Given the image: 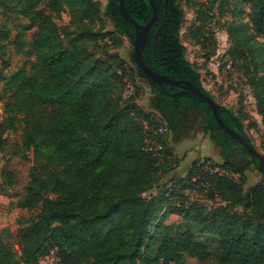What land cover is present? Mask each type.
Listing matches in <instances>:
<instances>
[{
  "label": "trees",
  "instance_id": "16d2710c",
  "mask_svg": "<svg viewBox=\"0 0 264 264\" xmlns=\"http://www.w3.org/2000/svg\"><path fill=\"white\" fill-rule=\"evenodd\" d=\"M216 1L198 8L199 33ZM241 2L250 8L248 24L254 35H247L245 24L236 32L230 29V55L239 71L249 74L257 112L264 118V75L257 76L259 62L264 64V0ZM155 3L158 17L143 50L145 62L207 92L223 120L253 144L244 130L242 110L239 114L219 103L187 58L180 37L184 17L180 0ZM0 6L18 8L36 29L28 52L34 55L30 68L22 66L7 76L6 62L0 70L4 82L0 127L22 129L23 144L34 156L19 204L23 264L39 262L51 249L57 250L63 264H159L161 257L173 264H188L190 258L198 264H264V178L247 193L242 189L245 171L252 164L258 167L259 158L217 124L203 98L170 83L161 86L138 67L134 56L128 70L120 56H113V63L102 57L108 41L103 37L111 34L101 32L103 17L109 16L114 31L134 43L136 28L122 17L119 0H108L104 8L101 0H0ZM125 6L140 24L153 15L150 0H125ZM66 11L70 25L76 27L62 30L57 19ZM27 43L25 28L0 24V58L9 44L22 50ZM196 43L203 42L197 38ZM127 71L151 86L153 111L132 99L122 102ZM191 110L201 113L204 132L220 149L221 166L237 177L209 175L196 159L183 178H167L181 158L170 149L166 134L156 133L162 124L153 114H160L167 123L163 125L176 131L191 117ZM154 141L163 145L160 156L149 149ZM200 181L207 188L198 189ZM191 191L206 198L219 196L220 201L207 207L193 202ZM172 213H194L190 219L201 231L218 236L219 243L196 239L191 224L166 223ZM0 264H19L4 244Z\"/></svg>",
  "mask_w": 264,
  "mask_h": 264
},
{
  "label": "rangeland",
  "instance_id": "374dc122",
  "mask_svg": "<svg viewBox=\"0 0 264 264\" xmlns=\"http://www.w3.org/2000/svg\"><path fill=\"white\" fill-rule=\"evenodd\" d=\"M210 0H180V5L184 8V17L180 30V37L186 46V56L195 68H198L202 75L204 87L215 97V99L234 109L236 112L242 110L245 118L244 130L250 137L253 144L262 154H264V118L257 112L256 99L250 84L249 74L239 71L234 63L230 52L233 49L232 37L230 29L237 31L239 24L247 25V35H254L249 23L250 8L248 4L242 3L241 0H230L228 3L225 0H217L213 8L211 18L208 19L202 27L201 32L198 28L201 26L197 19V10L201 4H205ZM222 1L224 5H219ZM240 1V2H239ZM104 8L108 0H102ZM221 3V4H222ZM206 8V4L205 7ZM243 9L240 16L237 15L238 10ZM71 16L68 11L62 13V17L57 19L62 30L70 25ZM5 23L7 26L14 28H25V38L28 43L25 49L18 50L13 45L6 47L5 57L0 58V70L7 62L4 72L10 76L22 66L30 68L34 55L28 53L31 46V38L35 32L29 18L19 13L18 8L5 10L0 6V24ZM249 25V27H248ZM99 23L95 24L94 29L98 28ZM76 26H71V29ZM115 27L112 19L109 16L103 17L101 32H111L103 38H108L104 43L102 57L107 58L113 63V56H120L124 61L125 68H132V57L134 44L125 36L115 32ZM197 38L203 43H196ZM208 38V41H205ZM259 40L262 38L259 37ZM99 50V48H98ZM217 56L228 58L234 63L233 71L225 72L216 70L212 66V60ZM115 65V63H114ZM254 67H251L253 70ZM257 76L264 75V64L259 62ZM127 84L123 90L122 102L126 103L127 99H132L142 106L146 111H153L151 107L152 88L151 86L138 77L135 79L130 71H127L125 76ZM4 82H0V93ZM132 96V98H129ZM3 101L0 99V122L3 114ZM189 119L185 118L178 130L168 128L166 139L172 152L181 158L175 170L167 176L175 175L183 178L188 172L189 166L194 160L202 155L210 156L218 162H223L219 147L212 142L209 133L204 132L201 122V113L191 110ZM154 121L157 124H167L160 114H153ZM149 121L146 122V125ZM154 125H150L152 127ZM218 159L216 158V156ZM242 160V159H240ZM34 164V156L31 149L23 144L22 129L16 131L2 130L0 127V244L7 245L15 254L19 264H23L22 250L24 244L20 242L18 237L19 223L18 214L21 211L20 202L26 194V184L29 180V171ZM263 179L262 172L252 164L245 171L244 182L242 189L245 193L250 191L255 184ZM183 185V182H181ZM184 186V185H183ZM190 198L196 203H206L207 207L218 205L219 196H200L192 192ZM239 211H243L241 206H238ZM173 210V209H172ZM194 215L185 214H169L166 223L175 225L191 224L192 231L196 239L217 245L220 241L218 236L200 230V225L194 223L190 218ZM44 256V255H43ZM42 256V257H43ZM41 257V258H42ZM30 264H39L30 263ZM188 264H198L196 259L190 258ZM213 264V263H207Z\"/></svg>",
  "mask_w": 264,
  "mask_h": 264
},
{
  "label": "water",
  "instance_id": "95a60500",
  "mask_svg": "<svg viewBox=\"0 0 264 264\" xmlns=\"http://www.w3.org/2000/svg\"><path fill=\"white\" fill-rule=\"evenodd\" d=\"M152 6H153V15L150 18V20L146 24H140L137 22L127 11L125 6V0H119V11L122 15V17L128 21L131 22L135 28H136V35L134 38V51L133 56L136 64L138 67L152 80L158 82L161 86H163L164 83H170L176 86L183 87L186 92H190L194 95H197L209 104L210 109L213 112V115L215 117V120L217 124L226 132L230 133L232 136H234L241 144H243L251 154L255 155L259 158L258 163V169L262 172L263 178H264V155L257 150L253 144H251L249 141H247L239 132H237L235 129L231 128L221 117V114L219 112V108L215 100L207 94V92L201 90L199 87H197L195 84H193L191 81L186 79H175L168 77L166 75H163L155 70H153L144 60L143 58V50L146 45L147 37L151 31V28L154 24V22L157 20L158 17V7L155 3V0H150ZM130 41L131 39L128 38Z\"/></svg>",
  "mask_w": 264,
  "mask_h": 264
},
{
  "label": "built area",
  "instance_id": "2783aa9c",
  "mask_svg": "<svg viewBox=\"0 0 264 264\" xmlns=\"http://www.w3.org/2000/svg\"><path fill=\"white\" fill-rule=\"evenodd\" d=\"M102 1V0H101ZM212 66L216 70H223L225 72L233 71L234 66L232 60L226 58L224 59L223 56H217L212 60ZM156 133L166 134L168 132L167 125H161L157 130ZM154 152V155L160 156L163 150L162 143L158 141H154L153 146L149 148ZM197 166L205 173L209 175H228L230 177H237L235 174H231V172L225 170L220 162L215 160L214 158L206 155H202L197 159ZM193 181H197V178L194 177ZM198 189L207 188V184L204 181L198 182L197 185ZM39 264H63L61 262V258L56 249H51L46 255H44L39 260ZM159 264H173L172 262H166V260L161 257L159 260Z\"/></svg>",
  "mask_w": 264,
  "mask_h": 264
},
{
  "label": "flooded vegetation",
  "instance_id": "af4514ba",
  "mask_svg": "<svg viewBox=\"0 0 264 264\" xmlns=\"http://www.w3.org/2000/svg\"><path fill=\"white\" fill-rule=\"evenodd\" d=\"M183 91H185V89L183 87H181Z\"/></svg>",
  "mask_w": 264,
  "mask_h": 264
},
{
  "label": "crops",
  "instance_id": "0c3cea01",
  "mask_svg": "<svg viewBox=\"0 0 264 264\" xmlns=\"http://www.w3.org/2000/svg\"><path fill=\"white\" fill-rule=\"evenodd\" d=\"M215 156H216V158L218 159L217 155H215Z\"/></svg>",
  "mask_w": 264,
  "mask_h": 264
}]
</instances>
